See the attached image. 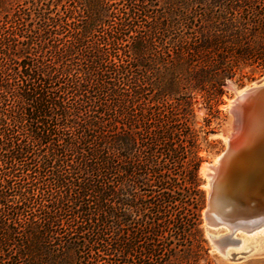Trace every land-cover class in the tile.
<instances>
[{
    "label": "trees",
    "instance_id": "obj_1",
    "mask_svg": "<svg viewBox=\"0 0 264 264\" xmlns=\"http://www.w3.org/2000/svg\"><path fill=\"white\" fill-rule=\"evenodd\" d=\"M248 65L264 0H0V264L205 251L191 97Z\"/></svg>",
    "mask_w": 264,
    "mask_h": 264
},
{
    "label": "bare ground",
    "instance_id": "obj_2",
    "mask_svg": "<svg viewBox=\"0 0 264 264\" xmlns=\"http://www.w3.org/2000/svg\"><path fill=\"white\" fill-rule=\"evenodd\" d=\"M230 105L238 131L209 166L204 221L250 232L264 221V83L241 89Z\"/></svg>",
    "mask_w": 264,
    "mask_h": 264
},
{
    "label": "rangeland",
    "instance_id": "obj_3",
    "mask_svg": "<svg viewBox=\"0 0 264 264\" xmlns=\"http://www.w3.org/2000/svg\"><path fill=\"white\" fill-rule=\"evenodd\" d=\"M263 76L264 70L262 71L256 66H242L234 77L225 78L222 85L224 93L219 102L215 103L208 100L201 94H194L191 97L194 127L199 131V145L201 147L199 155L202 157L198 167L199 189L202 192V203L199 211L200 223L198 226L202 230L205 240L203 245L206 249L204 251L193 248L190 251L189 242H184L186 244L179 246L169 264H264V225L250 232L241 229L234 232L233 236L243 243L238 242L235 245H227L226 250L233 252L236 254L235 257L238 258L234 257L233 259L221 256L211 246L210 239L207 236V228L210 230L214 229L216 233L221 234L229 230L230 227L224 223L208 227L203 219L207 191L205 183H207L209 166L214 163L215 158L224 148L226 137L231 133L232 129L237 130V126L234 123V110H232L230 102L238 91ZM184 254L187 257L185 261L182 260V255ZM243 255L244 257L241 258L240 256ZM195 258L196 260H194ZM180 260L183 262H180Z\"/></svg>",
    "mask_w": 264,
    "mask_h": 264
},
{
    "label": "water",
    "instance_id": "obj_4",
    "mask_svg": "<svg viewBox=\"0 0 264 264\" xmlns=\"http://www.w3.org/2000/svg\"><path fill=\"white\" fill-rule=\"evenodd\" d=\"M261 83H264V76L262 78H260L257 81H254L250 84V86H255V85H259ZM232 108V107H231ZM207 206V202H205V206L204 208H206ZM205 218V215L203 214V219ZM264 225V221L260 222L259 224H257L255 227L249 229L253 230L255 228H258L259 226ZM238 230L234 227L230 228L229 230H227L226 232L219 234L216 233L214 231V229H211V231L208 233V238L210 239L211 242V246L223 257H231L234 259V257L236 256V254H234L233 252L230 251H226L225 247H227V245H234V243H237L239 241V239L235 238L233 236L234 232ZM241 230L243 231H248L247 229L242 228ZM241 258L244 257L240 256ZM236 258V257H235ZM238 259V258H236Z\"/></svg>",
    "mask_w": 264,
    "mask_h": 264
}]
</instances>
